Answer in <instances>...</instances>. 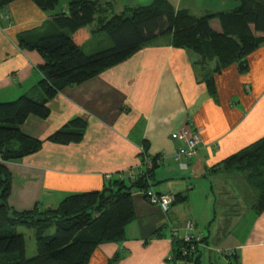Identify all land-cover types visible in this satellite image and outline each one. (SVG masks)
<instances>
[{"label":"crops","instance_id":"crops-1","mask_svg":"<svg viewBox=\"0 0 264 264\" xmlns=\"http://www.w3.org/2000/svg\"><path fill=\"white\" fill-rule=\"evenodd\" d=\"M233 1L220 11L203 6L194 11L179 5L173 8L201 16L231 11L239 5ZM112 4L114 7L115 0ZM57 12H44L30 0H14L0 9V103L25 94L43 98L36 86L43 78L39 68L44 62L36 51L20 49L18 36L53 33L51 17ZM210 27L221 32L217 20H212ZM101 48L107 47H94L86 54ZM245 60V73L231 64L213 75L214 100L202 76L215 63L200 72L195 65L197 57L170 46L165 36L97 77L63 89L48 102V118L30 116L21 131L43 141L70 120L81 118L86 122L82 140L70 144L45 141L37 153L6 163L11 174L8 205L16 211L35 205L54 208L69 195L100 191L115 180L132 182L147 171L141 166L143 148L149 159L164 157L148 177V189L170 195L173 201L178 194L187 200L172 203L163 214L147 203L142 192L134 191L135 219L126 227L125 239L100 245L89 264H107L116 253L120 256L116 264H171L167 261L169 228L182 234L185 223L191 221L198 233L186 206L196 198L195 183L210 175V168L264 137V44ZM186 123L199 134V150L197 157L177 164L171 159L179 147L173 134ZM241 236L243 240L236 239L227 248L237 254L234 264H264V212L253 214ZM204 249H200V262ZM225 261L232 264L227 257Z\"/></svg>","mask_w":264,"mask_h":264},{"label":"trees","instance_id":"trees-1","mask_svg":"<svg viewBox=\"0 0 264 264\" xmlns=\"http://www.w3.org/2000/svg\"><path fill=\"white\" fill-rule=\"evenodd\" d=\"M13 1L0 0V9ZM30 1L44 12H53L58 6V0ZM235 1L239 5L231 11L194 16L187 10H175L167 0L125 7L118 14L112 13L111 0H67L66 11L52 14L53 33L27 32L18 36L19 48L36 51L44 62L39 68L43 78L36 86L43 98L22 95L0 103V264H89L100 245L125 239L126 227L135 219L132 193L144 194L148 190L147 179L157 167L154 165L132 182L115 180L100 191L69 195L54 208L35 205L30 210L16 211L8 205L11 174L6 163L37 153L45 141L79 143L86 127L85 120L75 118L42 141L21 131L28 117L48 118L47 104L57 93L97 77L165 36L170 46L197 57L195 65L200 72L215 63L202 76V82L216 100L213 75L231 64L245 73L246 56L264 44V0ZM212 20L219 22L221 32L212 30ZM100 32L113 45L84 53V42ZM208 173L241 174L255 192L251 209L256 215L264 212V137L213 166ZM186 200V196L178 194L172 203ZM18 227L32 231L37 253L31 259L24 256L26 243L24 236L16 232ZM202 242L206 243V239ZM188 248L189 244L172 240V260L167 261L202 264L200 250L181 257L182 250ZM119 257L116 253L107 264H116ZM227 258L232 264L238 259L235 251Z\"/></svg>","mask_w":264,"mask_h":264},{"label":"rangeland","instance_id":"rangeland-1","mask_svg":"<svg viewBox=\"0 0 264 264\" xmlns=\"http://www.w3.org/2000/svg\"><path fill=\"white\" fill-rule=\"evenodd\" d=\"M112 1V0H111ZM154 0H115L112 13L118 14L125 7H139L150 5ZM170 4L179 7L195 10L197 6L209 8L210 10L227 9L234 2L233 0H167ZM198 4V5H197ZM67 0H58L55 11H66ZM198 15H201L200 13ZM111 40L105 34H96L90 39L82 50L90 53L89 49L94 47L112 46ZM33 97L31 94H25ZM35 98V97H33ZM198 154V152H197ZM197 154L195 157H197ZM193 157V158H195ZM175 163V162H174ZM178 164V163H177ZM196 198L189 203L187 208L190 210L191 217H194L197 224L196 232L203 233L209 246L202 251V264H227V249L234 245V242L244 239V231L249 226L253 217L252 203L255 199V192L239 174H210L201 181L195 183ZM208 195V199H206ZM206 197V198H205ZM235 222L236 228L232 229ZM231 231H228L230 227ZM16 232L22 234L25 239V258L31 259L36 256V243L32 231L25 227H18ZM201 233V234H202ZM211 254L210 258H208ZM175 264V263H174Z\"/></svg>","mask_w":264,"mask_h":264},{"label":"built area","instance_id":"built-area-1","mask_svg":"<svg viewBox=\"0 0 264 264\" xmlns=\"http://www.w3.org/2000/svg\"><path fill=\"white\" fill-rule=\"evenodd\" d=\"M173 138L179 143V147L174 151L171 156L173 162L182 164L184 161H189L195 157L199 150L200 137L196 130H194L189 124H183L182 127L173 134ZM143 155L141 160V166L146 170L151 169L154 165H158L163 159V156H157L153 161L145 156L143 148H140ZM131 179H134V175H130ZM146 201L149 205L157 207L163 214H166L173 202L170 195L155 193L152 189H148L144 193ZM195 226L191 221H187L183 227V233L181 234L177 228H169L170 242L172 240H180L186 244H189L187 250L183 249L181 257H186L188 254L194 252L196 249L207 248L202 242L204 236L201 233H194ZM193 242V245H192ZM234 251H228L226 257L233 254ZM167 260L171 261L172 256L168 255ZM179 264H191V262H180Z\"/></svg>","mask_w":264,"mask_h":264}]
</instances>
